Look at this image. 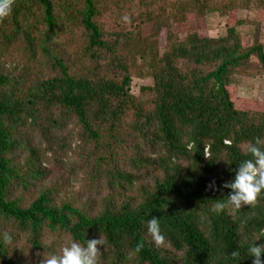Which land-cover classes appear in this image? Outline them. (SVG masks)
Segmentation results:
<instances>
[{"label": "trees", "instance_id": "trees-1", "mask_svg": "<svg viewBox=\"0 0 264 264\" xmlns=\"http://www.w3.org/2000/svg\"><path fill=\"white\" fill-rule=\"evenodd\" d=\"M128 2L14 0L0 18V233L12 236L0 237V264H26L27 248L41 264L63 240L99 236L97 264H252L249 243H264V193L213 211L246 158L238 145L264 138V106L231 86L253 57L264 70V43H244L241 20L221 37H169L154 85L135 96L136 32L103 22ZM196 6L202 17L236 9ZM147 16L157 33L168 23L165 8ZM79 173L95 195L68 194ZM152 216L160 247L147 231Z\"/></svg>", "mask_w": 264, "mask_h": 264}, {"label": "rangeland", "instance_id": "rangeland-1", "mask_svg": "<svg viewBox=\"0 0 264 264\" xmlns=\"http://www.w3.org/2000/svg\"><path fill=\"white\" fill-rule=\"evenodd\" d=\"M203 1L234 4L236 9L202 17L197 14L196 5L197 2ZM185 6L187 11L183 9ZM161 8L167 10L169 18L162 32L157 33L154 22L148 19L147 12L158 14ZM116 10L106 12L103 22L110 29L136 32L137 42L131 44L130 50L133 76L131 92L135 96L141 95L142 87L154 85V73L158 69L156 55H162L168 49L171 43L169 37L172 40L185 39L193 32L214 38L221 37L227 35L228 23L241 20L244 23L238 27V31L244 43L251 44L257 39L264 43V0H156L150 8H145L142 0H129L124 9ZM231 86L240 99L264 106V70L256 57L252 58L248 73L232 77ZM83 176L82 173L73 175L68 191V194H74L80 200L96 194L86 186ZM65 243L66 240H63L60 247L62 248ZM33 257L34 253L27 248L25 263L33 264Z\"/></svg>", "mask_w": 264, "mask_h": 264}, {"label": "clouds", "instance_id": "clouds-1", "mask_svg": "<svg viewBox=\"0 0 264 264\" xmlns=\"http://www.w3.org/2000/svg\"><path fill=\"white\" fill-rule=\"evenodd\" d=\"M14 0H0V18L8 16L12 11ZM245 159L238 163L231 180L225 181L222 188L229 189L226 197L216 201L213 211L221 212L231 206L233 211L242 206L253 204L258 196L264 193V138L254 137L252 140L238 145ZM229 164L231 161L226 160ZM214 185V182H213ZM147 231L152 237L155 246L160 247L165 241L161 231L160 220L152 216L147 220ZM5 243L12 241L9 232L0 233ZM259 237H255L249 243L247 251L249 256L254 257L252 264H264V243H257ZM103 236L87 239L83 244L75 239H69L59 252H54L42 260L41 264H97L98 246H105ZM143 248V243H138L136 251ZM233 258L240 255L239 251L231 253Z\"/></svg>", "mask_w": 264, "mask_h": 264}]
</instances>
